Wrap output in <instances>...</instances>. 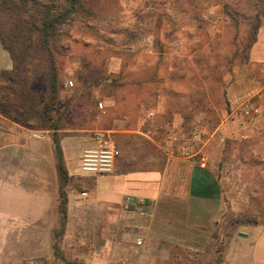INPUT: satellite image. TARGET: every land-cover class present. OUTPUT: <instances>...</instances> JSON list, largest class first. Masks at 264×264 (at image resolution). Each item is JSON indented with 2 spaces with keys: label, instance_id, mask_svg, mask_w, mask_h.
Here are the masks:
<instances>
[{
  "label": "rangeland",
  "instance_id": "1",
  "mask_svg": "<svg viewBox=\"0 0 264 264\" xmlns=\"http://www.w3.org/2000/svg\"><path fill=\"white\" fill-rule=\"evenodd\" d=\"M53 1V12L74 5L54 31L58 38L63 35L54 49L65 67L52 113L58 129L89 138L96 129H106L112 112L115 121L120 109L137 124L145 116L146 108L138 106L145 96L151 98L148 105L164 104V114L154 121L149 117L146 124L164 131L159 140L166 150L202 161L210 144L222 146L217 174L225 194L224 214L208 247L161 249L141 263L136 258L139 252L130 251L127 257L113 252V205L96 204L89 194H80L68 219L57 209L53 232H33L29 226L20 232H0V264H35L37 255L43 257L39 264H221L239 231L264 223V70L255 66L251 54L264 27V0ZM133 77L153 84L127 90L124 86ZM68 79L74 80L73 87L65 85ZM16 88L0 76L7 110ZM154 90L158 96L149 98ZM112 97L117 98L113 108ZM113 136L122 160V148ZM119 139L124 148H132L131 167L161 165L166 156L140 135ZM0 162L4 163L0 174L4 170L2 176L9 183L19 169L18 159L5 154ZM97 177L80 170L66 190L75 191V196L89 191ZM47 244H54L55 257H47Z\"/></svg>",
  "mask_w": 264,
  "mask_h": 264
},
{
  "label": "crops",
  "instance_id": "2",
  "mask_svg": "<svg viewBox=\"0 0 264 264\" xmlns=\"http://www.w3.org/2000/svg\"><path fill=\"white\" fill-rule=\"evenodd\" d=\"M251 54L255 66L264 70V27L258 32ZM136 63V60L132 61V64ZM14 65L12 54L0 40V72L12 71ZM151 84L153 82L144 77L137 80L133 77L124 88H144ZM174 91L173 94H177ZM254 91L250 93L258 94V91ZM149 94V98L157 95L155 90ZM143 98L138 106L146 108L145 116L137 124L121 109L118 110L121 115L115 121L113 112L109 114L110 124L106 129L111 130L118 139L123 159L117 161L112 174L97 177L94 186L84 191L87 194L79 192L75 196V191L70 193L68 190L66 210L68 219L70 206L80 194H89L96 204L113 205V233H116L113 236V252L121 253L124 257L130 251L139 252L136 258L141 263L147 255H158L161 249L183 247L200 250L213 244L224 214L225 202L223 186L217 174L222 159V146L218 144L213 147L215 144L212 141L206 149L207 162L194 155L176 153L175 149L166 150L161 143L162 139L159 140L164 131H156L146 124L149 117L154 121L160 113L164 114V104L148 105L151 98L149 101L146 96ZM115 102L117 98L112 97L109 105L113 108ZM174 116L175 120L180 119L176 113ZM6 124L9 128H6ZM37 131H44L45 138L34 137ZM132 135H140L164 151L166 156L162 164L131 167L132 158L128 157L132 148H124L119 137ZM55 136L60 140L69 175L77 177L83 150L95 144L93 135L88 138L66 134L61 129L32 130L0 114V156L10 154L20 164L18 171L11 175L9 183L2 176L4 170L0 174V232H20L23 226L32 227L33 232H53L60 203ZM147 162L151 160L147 159ZM3 166L4 163L0 162V168ZM138 239L143 240L141 245L137 244ZM47 245L50 249L47 257H55L54 244ZM35 258L37 260L34 263L39 264L38 260L43 257L37 255ZM221 264H264V223L239 231L233 237L229 253Z\"/></svg>",
  "mask_w": 264,
  "mask_h": 264
},
{
  "label": "trees",
  "instance_id": "3",
  "mask_svg": "<svg viewBox=\"0 0 264 264\" xmlns=\"http://www.w3.org/2000/svg\"><path fill=\"white\" fill-rule=\"evenodd\" d=\"M71 1L73 4L79 2ZM53 7V0H0V40L15 63L12 71H2L0 76L17 85L16 91L11 92L12 108L9 110L0 92V114L32 129L58 130L52 113L57 108L65 67L58 63L54 49L63 35L58 38L54 31L64 23L74 5L62 13L53 12ZM55 13H58L56 17ZM65 37L72 43L77 42L69 35ZM54 142L60 181L58 208L61 217L66 219V185L72 177L65 166L57 136Z\"/></svg>",
  "mask_w": 264,
  "mask_h": 264
},
{
  "label": "built area",
  "instance_id": "4",
  "mask_svg": "<svg viewBox=\"0 0 264 264\" xmlns=\"http://www.w3.org/2000/svg\"><path fill=\"white\" fill-rule=\"evenodd\" d=\"M65 85L67 87H73L74 80H66ZM99 107L103 108L104 103L99 102ZM93 133L95 144L86 147L83 150L80 161V170L84 175L89 176L112 174L115 170L116 163L121 156V150L113 136V132L108 129H96ZM33 136L44 139L45 132L37 131ZM202 161L206 162V158L203 157ZM83 194H87V192H84ZM142 243L143 240L138 239L137 244L141 245Z\"/></svg>",
  "mask_w": 264,
  "mask_h": 264
},
{
  "label": "water",
  "instance_id": "5",
  "mask_svg": "<svg viewBox=\"0 0 264 264\" xmlns=\"http://www.w3.org/2000/svg\"><path fill=\"white\" fill-rule=\"evenodd\" d=\"M240 234H241V235H245L244 233H241V232H240Z\"/></svg>",
  "mask_w": 264,
  "mask_h": 264
}]
</instances>
